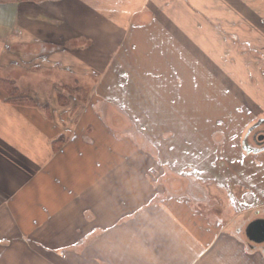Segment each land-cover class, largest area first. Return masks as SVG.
<instances>
[{
    "label": "rangeland",
    "instance_id": "obj_1",
    "mask_svg": "<svg viewBox=\"0 0 264 264\" xmlns=\"http://www.w3.org/2000/svg\"><path fill=\"white\" fill-rule=\"evenodd\" d=\"M258 56L264 0H0V92L9 105L42 111L58 141L53 153L25 119L0 128V264H264L260 254L233 256L246 244L223 232L232 231L230 216L247 218L261 205L264 212L255 193L241 203L231 191L234 208L224 217V192L213 185L214 211L224 220L208 223L165 200L166 189H180L175 174L163 175L165 190L154 191L142 173L155 167L154 156L131 137L113 136L129 126L151 150L175 158L174 169L191 166L193 153L213 151L212 131L223 129L225 147L238 141L264 114ZM5 80L33 102L12 101ZM99 99L103 118L91 107ZM85 137L95 143H74ZM68 140L75 154L55 156ZM231 161L213 160L214 173L239 170ZM218 178L228 190L241 183ZM92 185L114 189L116 199L98 209L100 202L85 198Z\"/></svg>",
    "mask_w": 264,
    "mask_h": 264
},
{
    "label": "crops",
    "instance_id": "obj_2",
    "mask_svg": "<svg viewBox=\"0 0 264 264\" xmlns=\"http://www.w3.org/2000/svg\"><path fill=\"white\" fill-rule=\"evenodd\" d=\"M7 13H8V11L5 12L4 14H7ZM6 18H7V16H6ZM1 24H3V26L1 28L2 29H6L8 31V28L7 27L9 26V24L8 23H4V22L1 23ZM17 27H18V25H17ZM0 95H1L0 97H2V99L0 100V128H3V127L6 128L8 126L7 124H9L11 127H13L15 125L14 122L21 121L22 119H25L28 123H33V124L36 123V131H38L40 133L43 132V138L45 139V143H46L47 147L51 148L53 150V153L56 152V150H55V148L53 146L54 145L53 142H55V139L57 138V134H56L55 130H53V128H52L53 125L51 124V122L50 121H47V119H45V117L44 118L42 117V116H44L43 113H42V111H39V110L33 109V108L32 109L31 108L29 109L27 107H17V106L9 105V104H7L4 101V98L2 96L3 95L2 92H0ZM100 105L103 107V109L105 108L104 102L102 101V99H99V101H97L96 103H94L93 105H91V107H92L93 111H95V113H97V115H99L101 118H103L101 116V114H99L100 110H99L98 107ZM9 110L11 112H13V113L15 112L14 116H10V115H7L6 113H4V111H9ZM102 123H104V121H102ZM107 133L111 134L108 131H107ZM113 134H112L113 136L117 137L120 140H126L128 143H130V141H129L128 138L131 137L132 140L134 141V143L137 146L139 145L138 147L141 150L142 154L147 155V154L150 153L152 156H154L155 160L153 162H154L155 167L154 168L153 167L150 168V166H149L148 169H143L142 170V173L144 174L145 177H147L148 182H149L148 184H155L154 187H153L154 191L159 190L160 188L162 190H165L164 189V184L165 183L164 184L161 183L162 182L161 181V177L163 175H166L164 173L163 165L166 164V163H170V162H173L174 163L175 158H171V157L165 155L164 151H162V150L159 151L160 149L158 151H156V152L153 151V150H151L152 147L150 145H148V141H147L149 139L146 140L147 142L144 141L142 139V135L140 133H138V134L136 133L135 134V131H132V129H130L129 126L125 130L123 136H121V134L118 135L117 133H113ZM81 139L82 138H77L76 141H75V138H73L72 140H73V142L75 141L74 143H77V142H80V143H91V142L92 143H95V140H92V139L90 140V138L89 139H86V137H85V142H83V140H81ZM139 139H141L142 141H139ZM73 142H70L68 140L64 144V146L61 148L63 150L60 149L61 153H59L60 152L59 151L58 153H56L54 155L55 156H58V154L62 155L64 153H66L67 151L68 152H73L74 149H70V145L73 144ZM151 142H153V141L150 139V143ZM0 143H2V141H0ZM144 143L146 144V147H145ZM151 144H153V143H151ZM147 145L150 147V150L148 149ZM211 147L213 148L212 145L210 147L207 146L208 149H210ZM166 151L168 152V150H166ZM202 152L198 151L197 153H193V154H195V161L193 162L192 165L195 166V167H197V168L203 169L202 171L208 170V173L209 174L208 175H205V176L215 177L217 179V181H219V178L218 177H220L221 179H225V178L230 179V178H232L234 180H238L236 182H241V183H238L239 187H241V188H243V190H245L244 191L245 193L243 194V202H247V198H251L252 199L253 195H255V194H256V196H254L255 199H256L255 201H257L260 198L259 200L264 202V200H263L264 186L263 185H260L258 183V179H264V168L263 167H260L261 165H259V166L256 165V164L255 165H252L254 163V162L251 161L253 159V156H249V157L247 156L246 158H244L243 159L244 160V164L243 165H241L239 163H236L238 165V168L237 169H239L237 171L235 170L236 172L235 171H233L232 173L231 172H225L224 169H222L220 172L218 171V174H217V173H214V171H213V170L216 169V166H214L212 164V161L213 160H216V157L217 156L214 154V152L212 150L206 151V153L205 152L202 153ZM230 153L232 154V152H230ZM74 154L75 153L73 152V155ZM78 154L81 155L82 152L80 153L78 151ZM203 155H204V157H201ZM259 156H263V155H259ZM202 158H204L205 160H207V162H208V167L207 168L205 166H202V163H203L202 162ZM249 159H250V161H249ZM258 159H263V157H258ZM176 162H177V160H175L174 167L176 166ZM214 163H216V162H214ZM182 166H183V164L179 165V168L176 167V169H173L174 171L172 173L175 174L176 171L177 170H180ZM142 168H144V167H142ZM240 170L243 171V174L242 175L240 174ZM246 170H249L248 172H250L251 174H253L252 176H254V175L256 176V185H255V183L250 184L248 182V180H246L247 179V175L249 174V173H247ZM154 176H155V179H153ZM257 176H259V178ZM108 177H110V176H108ZM109 181H113L112 180V177L109 178ZM154 181H155V183H154ZM175 182L177 184L176 186H179L180 189L179 190H174V191L166 189L165 191H167V193L169 195L165 199L166 201L168 199H171L172 200V199L175 198V200H177L179 203H181L182 205H184L190 211H192L193 213H197L198 214V217H200V219H203L204 221H206L208 223H211V224L214 223V225L215 224H218V223H216L214 221V218L213 217L207 218V217L201 215L199 212H197V210H195V209L198 208V206H200L199 205L200 203L197 200H194L189 195L184 194V192H183L184 190L181 189V188H183V186H184V184L186 182L185 179L182 180L181 178H178L177 177ZM181 182H183V184ZM250 185L251 186L253 185L255 187H258V189H259L258 190V192H259V195L258 196H257V193H256L257 192V189L255 188L256 192L253 191L251 189L252 187ZM96 187H97V185H95V186L92 185L90 187V189H87V193H86L87 196H85V198L87 200L94 199L96 202H100V203H98V209H100V208L103 209V205L104 204H106L108 202H113L116 199L115 198L116 191L114 189H109L108 187H105V188H102V190H104V191H98ZM61 190H62L63 193L68 192V191L69 192L72 191L71 189H68L67 187H62ZM61 190H58L57 189V192L60 194V191ZM57 198L58 199H62V198H64V196L59 195V196H57ZM100 205H101V207H100ZM261 206H263V205H261ZM261 206H258V207L261 208ZM136 220H137V218L136 217H133L131 219V221H128V224L130 225V224L134 223ZM223 232H224V235L226 237H228V236H230V237L231 236H234L233 235V232L230 235L229 234L230 232L229 231H226L225 229H224ZM118 234H120V233H118ZM139 234L140 233H135V234H133V236L131 238L134 239V237L139 236ZM115 236H116L115 231H113V237H115ZM234 237L238 240V242L240 244L243 243V240H241V238H239L238 236H234ZM141 244H142L143 247H147L148 242H147V244H144L143 242H141ZM230 251H231V249H227L226 250L227 254ZM231 252H232V255L233 256H236V257H238L240 254H243V252H245L248 257H251V256H257L258 257L259 254H260L262 256V259H261V257L259 258L260 259V262L264 263V255H262L259 251L249 250L248 248L247 249L246 248H242V249L241 248H238V249H235L234 251L232 250ZM127 255H129V254L127 253ZM47 264H54V263L48 262Z\"/></svg>",
    "mask_w": 264,
    "mask_h": 264
},
{
    "label": "flooded vegetation",
    "instance_id": "obj_3",
    "mask_svg": "<svg viewBox=\"0 0 264 264\" xmlns=\"http://www.w3.org/2000/svg\"><path fill=\"white\" fill-rule=\"evenodd\" d=\"M257 58H260L261 61L264 62L263 56H258ZM264 64V63H263ZM264 73V71H263ZM245 108V107H244ZM243 109H239L240 113H248V109L244 111ZM250 113V112H249ZM219 126L225 125V122L222 124H217ZM133 128V127H132ZM133 130V129H132ZM225 132L221 128L219 132H211L210 136V142L213 146V152L217 156L216 159H223L226 156L231 157V162L239 163L241 165L244 164V158L247 156H259L264 154V114L259 115L255 117L249 124L245 125V128L241 130V134L237 138L235 137L233 142H228L227 147H225ZM233 139V138H232ZM238 142V143H237ZM229 146V149H228ZM240 150V151H239ZM232 151V154L230 153ZM231 154V155H230ZM175 163V162H174ZM174 163H166L163 165L164 173H172L174 170ZM256 165H261L260 167L264 168V160L263 159H255ZM203 169L197 168L191 164L183 165L180 170H175L176 175L178 178H181L182 180L185 179L186 182L183 186L184 194L189 195L194 200H197L200 204L198 206L197 212H199L201 215L210 218L213 217L214 221L218 224L223 223V218L217 216V212H215L217 209V202L219 203V199H216L214 195L211 194L210 189L213 185H216L219 190L224 192L223 200L226 199V205L223 206V215H231L232 209L234 208L233 204V195L230 193L232 191L233 194L237 195L238 201L241 203L243 202V194L245 193L243 188L239 187V185H236L234 187V190H228L226 186L222 185L217 181L215 177L212 176H205ZM229 187V186H228ZM229 197H228V195ZM230 193V194H229ZM193 200V201H194ZM244 203V202H243ZM202 207H204L202 209ZM215 210V211H214ZM209 211L210 213H208ZM228 213V214H227ZM250 220H249V219ZM258 218H264V212L263 209L256 208L254 209L250 215L245 218L242 217V215H235L234 217L230 216V227L232 231H229L230 235L233 232L234 236H238L243 240V243L246 244V248L249 250L259 251L262 255H264V242L261 243H254L250 241L245 233V228L247 224L255 219ZM248 219V221H246ZM228 220V222H230ZM245 223V225H244ZM244 225V226H243ZM226 226V225H225ZM227 227V226H226Z\"/></svg>",
    "mask_w": 264,
    "mask_h": 264
},
{
    "label": "water",
    "instance_id": "obj_4",
    "mask_svg": "<svg viewBox=\"0 0 264 264\" xmlns=\"http://www.w3.org/2000/svg\"><path fill=\"white\" fill-rule=\"evenodd\" d=\"M247 238L254 243L264 242V218H258L248 223L245 228Z\"/></svg>",
    "mask_w": 264,
    "mask_h": 264
},
{
    "label": "trees",
    "instance_id": "obj_5",
    "mask_svg": "<svg viewBox=\"0 0 264 264\" xmlns=\"http://www.w3.org/2000/svg\"><path fill=\"white\" fill-rule=\"evenodd\" d=\"M2 83H4V84H1V86H3V89L9 94V98L10 99L12 98V101H18V102H24V101L33 102V99L32 98L27 97V96H24V95H21V94H18L17 93V90H15V88L12 86L13 85L12 83H10V86H11L12 89L9 88V90L7 88H5L6 86L9 85V82L7 80H5ZM13 88H14V90H13ZM55 144L58 145V141H56Z\"/></svg>",
    "mask_w": 264,
    "mask_h": 264
}]
</instances>
